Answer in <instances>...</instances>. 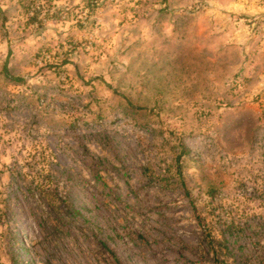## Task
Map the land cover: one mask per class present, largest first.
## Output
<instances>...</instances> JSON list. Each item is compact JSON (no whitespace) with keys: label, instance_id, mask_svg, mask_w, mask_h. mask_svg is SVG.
Segmentation results:
<instances>
[{"label":"rangeland","instance_id":"1","mask_svg":"<svg viewBox=\"0 0 264 264\" xmlns=\"http://www.w3.org/2000/svg\"><path fill=\"white\" fill-rule=\"evenodd\" d=\"M0 264H264V0H0Z\"/></svg>","mask_w":264,"mask_h":264},{"label":"trees","instance_id":"2","mask_svg":"<svg viewBox=\"0 0 264 264\" xmlns=\"http://www.w3.org/2000/svg\"><path fill=\"white\" fill-rule=\"evenodd\" d=\"M4 71L6 72V75L7 76H10L9 73H8V70H7V64H5L4 66ZM10 79H12L13 81H15L16 83L18 84H24L25 83V80L23 78H14V77H10Z\"/></svg>","mask_w":264,"mask_h":264}]
</instances>
